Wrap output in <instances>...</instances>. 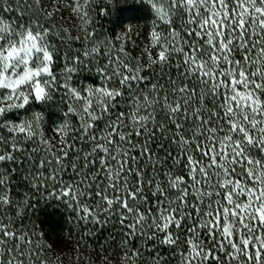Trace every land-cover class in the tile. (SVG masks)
<instances>
[{"label": "snow or ice", "instance_id": "obj_1", "mask_svg": "<svg viewBox=\"0 0 264 264\" xmlns=\"http://www.w3.org/2000/svg\"><path fill=\"white\" fill-rule=\"evenodd\" d=\"M0 264H264V0H0Z\"/></svg>", "mask_w": 264, "mask_h": 264}, {"label": "trees", "instance_id": "obj_2", "mask_svg": "<svg viewBox=\"0 0 264 264\" xmlns=\"http://www.w3.org/2000/svg\"><path fill=\"white\" fill-rule=\"evenodd\" d=\"M123 22H129L133 27H143L150 19V13L147 10L141 9L132 13H124L121 17ZM105 26L108 24L105 21ZM38 222L42 221V226L45 232H50V241L58 242L62 246L67 241V236L72 232V224L67 221L62 213L51 210H42L37 213Z\"/></svg>", "mask_w": 264, "mask_h": 264}]
</instances>
